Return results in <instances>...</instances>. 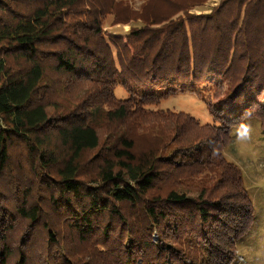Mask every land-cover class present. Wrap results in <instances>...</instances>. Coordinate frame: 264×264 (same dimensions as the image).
Returning <instances> with one entry per match:
<instances>
[{
	"label": "trees",
	"instance_id": "16d2710c",
	"mask_svg": "<svg viewBox=\"0 0 264 264\" xmlns=\"http://www.w3.org/2000/svg\"><path fill=\"white\" fill-rule=\"evenodd\" d=\"M205 1L0 0V264H231L253 214L222 149L264 92V0ZM206 83L211 122L164 105Z\"/></svg>",
	"mask_w": 264,
	"mask_h": 264
},
{
	"label": "rangeland",
	"instance_id": "374dc122",
	"mask_svg": "<svg viewBox=\"0 0 264 264\" xmlns=\"http://www.w3.org/2000/svg\"><path fill=\"white\" fill-rule=\"evenodd\" d=\"M119 1L133 10H138L145 0ZM218 1L206 0L203 4L194 6L189 12L194 14L208 12ZM109 21L110 17L102 25L105 34L124 36L127 29L136 25L132 22L110 25ZM215 87L216 85L213 83H206L197 92L184 91L166 98L164 105L186 112L198 119L200 123L211 122L212 117L202 102L203 100L200 99L203 97L206 101L213 100V91L217 90ZM226 88L227 86L223 82L222 88L219 89L224 91ZM124 92L121 85L116 86L114 90L117 96H123ZM256 104L257 107L253 105L248 108L249 105H246L244 109H240L245 115H250L245 122L248 128H241L240 125L233 126L230 130V141L222 149L225 160L236 165L241 173V184L248 196L253 214L250 231L235 244L231 264H264V120L263 122L260 120L261 110L258 109V107L264 109V92L256 100Z\"/></svg>",
	"mask_w": 264,
	"mask_h": 264
},
{
	"label": "clouds",
	"instance_id": "9594fccd",
	"mask_svg": "<svg viewBox=\"0 0 264 264\" xmlns=\"http://www.w3.org/2000/svg\"><path fill=\"white\" fill-rule=\"evenodd\" d=\"M240 127H241V128H245V129H247V128H248V125L242 122V123L240 124Z\"/></svg>",
	"mask_w": 264,
	"mask_h": 264
}]
</instances>
